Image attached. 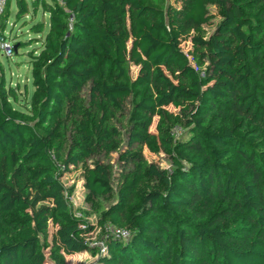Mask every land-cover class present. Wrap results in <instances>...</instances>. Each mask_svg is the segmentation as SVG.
<instances>
[{
	"label": "trees",
	"instance_id": "1",
	"mask_svg": "<svg viewBox=\"0 0 264 264\" xmlns=\"http://www.w3.org/2000/svg\"><path fill=\"white\" fill-rule=\"evenodd\" d=\"M15 4L17 20L41 11L48 27H30L41 47L29 104L13 108L0 82V264H45L48 247L51 264L85 252L107 254L98 264H264V0ZM209 7L220 21L207 33ZM79 166L88 198L112 199L98 226L129 233L102 236L103 252L70 216L61 179Z\"/></svg>",
	"mask_w": 264,
	"mask_h": 264
},
{
	"label": "rangeland",
	"instance_id": "2",
	"mask_svg": "<svg viewBox=\"0 0 264 264\" xmlns=\"http://www.w3.org/2000/svg\"><path fill=\"white\" fill-rule=\"evenodd\" d=\"M30 9V1L25 0ZM166 5L172 3L173 0H162ZM16 0H10L9 4V18L5 22V36L11 42L13 47H16V51L10 58L0 55V82L3 80L5 89L13 88L17 94V103L11 102V105L15 109L22 110L19 105H28L30 101V96L33 91L31 73L29 68L30 63V53L40 51L41 43L39 41V36L30 32V27L37 22H44L45 32L48 27V17L43 16L41 11L31 18L30 15L21 17L19 20L16 19ZM209 13L213 17L211 24L205 26L204 30L210 33L217 23L220 21V14L214 7H209ZM182 48L185 52L190 49L189 43H182ZM131 73L134 75L136 70L131 69ZM2 79V80H1ZM19 104V105H18ZM170 112L174 114L183 115L186 112V108H174L169 106L167 108ZM156 118L153 120V125L150 128L151 132H154V124ZM142 153L148 162L157 164L160 168L169 169L170 164L168 157L163 153L152 152L147 147L142 148ZM117 159L116 154H112L110 158V163L115 166V161ZM84 171V166H79L77 169H71L68 174H65L61 183L63 184L66 195L67 202L69 204L70 216L76 220H84L89 224L94 226L93 231L86 237L88 240V245L91 249L99 250L98 247L101 243L100 238L104 233L103 228L98 226V215L100 210L105 209L108 204L112 202L109 201H91L83 187L82 173ZM115 176L117 175V168H114ZM93 203V204H92ZM55 231V227L49 223L47 230V243L51 245V237ZM46 262L45 264H51L49 257V247L44 250ZM107 254L85 252L82 254H77L72 257L65 258V264H98L99 257H105Z\"/></svg>",
	"mask_w": 264,
	"mask_h": 264
},
{
	"label": "built area",
	"instance_id": "3",
	"mask_svg": "<svg viewBox=\"0 0 264 264\" xmlns=\"http://www.w3.org/2000/svg\"><path fill=\"white\" fill-rule=\"evenodd\" d=\"M5 8H6V0H0V55L10 58L14 53V47L12 46L9 39H7L5 36V28L4 29L1 28V22L4 16V13H5ZM180 132H181L180 129H175L173 131V135L177 137L180 134ZM103 230H104V233L102 236L104 237H113V238L120 239V240H127L129 237V233L126 230L114 228L110 225H106L103 228ZM86 241L88 243V240ZM98 249L100 252L104 251L105 248H104V244L102 241Z\"/></svg>",
	"mask_w": 264,
	"mask_h": 264
},
{
	"label": "water",
	"instance_id": "4",
	"mask_svg": "<svg viewBox=\"0 0 264 264\" xmlns=\"http://www.w3.org/2000/svg\"><path fill=\"white\" fill-rule=\"evenodd\" d=\"M14 51H16V47H14Z\"/></svg>",
	"mask_w": 264,
	"mask_h": 264
}]
</instances>
